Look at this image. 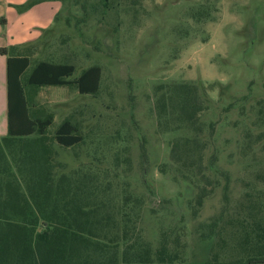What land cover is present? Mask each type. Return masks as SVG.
I'll return each mask as SVG.
<instances>
[{
    "label": "trees",
    "instance_id": "trees-1",
    "mask_svg": "<svg viewBox=\"0 0 264 264\" xmlns=\"http://www.w3.org/2000/svg\"><path fill=\"white\" fill-rule=\"evenodd\" d=\"M45 1L29 0L18 10L24 13ZM59 1L62 11L72 4L87 17L88 0ZM103 1L108 9L110 0ZM61 13L39 40L12 48L18 56L0 49L7 57L8 92V133L0 140V264H264V96L255 92L254 83L245 97L225 98L227 88L221 92L229 103L226 112L242 108V116L255 117L253 128L259 133L246 131L245 139H252L243 147L246 158L252 155L248 170H253V178L233 215L226 206L194 227L192 221H198L210 194L209 185L216 189L224 178L226 201L230 193V177L217 169L216 155L205 162L213 137L205 135L200 121L211 103L206 91L192 83L156 88L153 110L160 129L181 134L170 145L171 172L175 180L181 177L187 193L197 190V195L188 198L189 217L167 206L174 203V207L180 197L162 199L159 204L164 208L157 207L161 211L150 209V219L157 224L154 245L144 226L147 195L136 191L142 187L125 183L118 159L109 168L98 160L79 166L61 162L60 151L81 146L84 139L68 120L51 139L48 129L53 118L43 117L37 109L35 97L42 88L74 86L80 95H96L101 87L103 71L98 65L77 73L76 66L67 62L34 63L35 48L46 35L55 36ZM192 16L198 21L213 18L210 9L203 8ZM167 167L164 164L162 172ZM208 172L218 175L209 185ZM148 184L143 186L152 193ZM188 236L207 246L202 261L187 260Z\"/></svg>",
    "mask_w": 264,
    "mask_h": 264
},
{
    "label": "rangeland",
    "instance_id": "rangeland-1",
    "mask_svg": "<svg viewBox=\"0 0 264 264\" xmlns=\"http://www.w3.org/2000/svg\"><path fill=\"white\" fill-rule=\"evenodd\" d=\"M108 6L103 0H88L85 17L67 4L55 36L44 37L33 59L74 64L77 73L98 65L103 71L99 92L80 95L74 86L45 87L35 103L43 117L53 118L51 139L66 120L84 139L81 146L61 150V162L79 166L98 160L109 168L118 159L125 183L142 187L136 191L147 195L144 226L155 245L157 224L150 219V209L164 208L162 199L180 197L174 207L167 206L189 217L188 198L197 195V190L187 193L181 177L175 180L171 172L170 145L181 134L160 129L153 110L156 88L192 83L206 91L211 106L200 123L213 145L205 162L216 155L217 169L230 177V193L226 201L224 178L212 189L209 184L218 175L208 172L210 194L192 223L194 227L212 219L226 206L233 215L253 178V170H248L252 155L246 158L243 153L252 137L245 139V134L252 130L257 135L259 129L253 128V115H241L242 108L226 112L229 103L221 92L227 88L225 98L245 97L252 82L259 97L264 96V0H110ZM201 8L210 9L213 18L194 19L193 11ZM256 37L259 40L252 42ZM164 164L169 168L162 172ZM143 183L154 193H147ZM184 241L189 262L206 258V245L189 236Z\"/></svg>",
    "mask_w": 264,
    "mask_h": 264
},
{
    "label": "crops",
    "instance_id": "crops-1",
    "mask_svg": "<svg viewBox=\"0 0 264 264\" xmlns=\"http://www.w3.org/2000/svg\"><path fill=\"white\" fill-rule=\"evenodd\" d=\"M29 0H0V49L16 55L12 48L24 47L39 40L44 31L55 25V18L62 11L59 0L42 2L20 13L18 7ZM3 21V24H2ZM0 131L8 133L7 57L0 54Z\"/></svg>",
    "mask_w": 264,
    "mask_h": 264
}]
</instances>
